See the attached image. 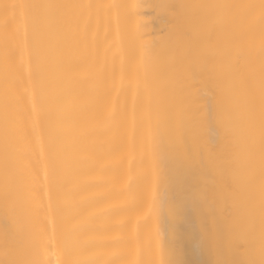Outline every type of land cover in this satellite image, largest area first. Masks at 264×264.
Instances as JSON below:
<instances>
[{
  "label": "bare ground",
  "instance_id": "1",
  "mask_svg": "<svg viewBox=\"0 0 264 264\" xmlns=\"http://www.w3.org/2000/svg\"><path fill=\"white\" fill-rule=\"evenodd\" d=\"M31 2L81 7L40 41L0 8V261L262 264L264 42L215 7L261 0Z\"/></svg>",
  "mask_w": 264,
  "mask_h": 264
},
{
  "label": "snow or ice",
  "instance_id": "2",
  "mask_svg": "<svg viewBox=\"0 0 264 264\" xmlns=\"http://www.w3.org/2000/svg\"><path fill=\"white\" fill-rule=\"evenodd\" d=\"M81 7L80 5L73 4H53V3H34L31 0H24V2L16 3H4L0 4L5 12L7 18V12L12 10L13 18H19L22 22L25 35L28 34L29 29L31 30L33 36L37 41H40L45 33L49 31L54 24H59L63 18L69 13L70 10ZM158 7L170 11L174 10L177 6L171 3H162ZM215 7H221L226 9H242L244 10V19L247 20L250 30H255L257 23L260 29V36L262 42H264V0H261L259 5L255 4H233V5H218ZM259 9V17H257L253 10ZM240 17L237 16V19ZM190 35V34H188ZM191 55L193 58L196 55L195 48L191 49ZM262 105H264V69H262ZM264 115V113H262ZM55 134V130H54ZM198 135H203V130H198ZM264 191V190H262ZM200 198L204 201H207L209 197L208 192H201L199 194ZM228 194L224 190H217L212 194L213 199L220 200L226 199ZM182 210L181 207L170 209V213L175 215L177 212ZM208 217V210H201V219L202 223L206 224ZM50 246L55 245L60 248L65 254L68 255V259L61 262L57 259L56 264H77L73 261L71 257V241L68 239H60L57 241L55 236L47 242ZM0 264H50V262L42 261L41 259L36 258L31 252H23L14 255L12 258H9L4 261H0ZM166 264H184L180 259L170 258ZM264 264V261H262Z\"/></svg>",
  "mask_w": 264,
  "mask_h": 264
}]
</instances>
